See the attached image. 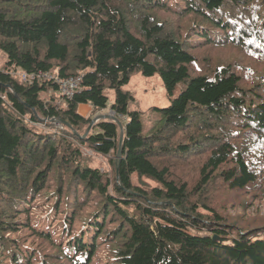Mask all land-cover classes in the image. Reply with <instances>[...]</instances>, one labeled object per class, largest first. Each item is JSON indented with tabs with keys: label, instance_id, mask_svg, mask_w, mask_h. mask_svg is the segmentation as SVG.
<instances>
[{
	"label": "trees",
	"instance_id": "16d2710c",
	"mask_svg": "<svg viewBox=\"0 0 264 264\" xmlns=\"http://www.w3.org/2000/svg\"><path fill=\"white\" fill-rule=\"evenodd\" d=\"M0 51V264H264V0H0Z\"/></svg>",
	"mask_w": 264,
	"mask_h": 264
},
{
	"label": "rangeland",
	"instance_id": "374dc122",
	"mask_svg": "<svg viewBox=\"0 0 264 264\" xmlns=\"http://www.w3.org/2000/svg\"><path fill=\"white\" fill-rule=\"evenodd\" d=\"M207 49H208L207 52L212 53L216 61H221L222 59H227L230 56L239 54L238 49L235 47H231V46L212 47V48H207ZM5 59H6L5 54L2 51H0V68L3 67ZM247 61H251V60L247 58ZM124 88L127 90H130L133 93L134 98L131 102L132 103L131 107L143 112L144 120L145 122H147V126L151 124L150 122H148V119H146V117L149 114V108L154 107V106L163 107L169 103V97L166 93V90L164 89V86L158 74H155L152 76H144L141 73L136 72L131 75L128 83L124 85ZM51 95H52L51 91L44 94L46 98H49ZM108 98H109L108 99L109 103H111L113 101V94L109 93ZM99 114L114 115L113 112L109 109V107H107L101 111L92 113L91 114L92 119ZM119 121L122 126L121 119ZM52 123L55 124L54 126L56 127L60 126V124L57 125L55 122H52ZM37 126L41 127L40 125H37ZM119 131H120V127H119ZM81 151L86 156H91V158L93 159V165H95L101 170H104V169L109 170V163L106 158H103L101 155H98L90 151L89 149H82ZM226 209L228 210V212L230 211L233 212V210H235L233 207L232 208L227 207ZM35 211L39 213V210L35 209ZM245 212L246 214H249L251 216H254L257 214L264 215V201L258 202V203L255 202L253 206H251L250 208L247 207L246 210L244 209L240 213L244 215Z\"/></svg>",
	"mask_w": 264,
	"mask_h": 264
},
{
	"label": "built area",
	"instance_id": "2783aa9c",
	"mask_svg": "<svg viewBox=\"0 0 264 264\" xmlns=\"http://www.w3.org/2000/svg\"><path fill=\"white\" fill-rule=\"evenodd\" d=\"M20 77L23 80H30L33 79L35 76L33 74H26L24 72L18 71ZM45 79H50L57 83L59 86V92L62 95V98H71L73 94L79 89L80 84V77H68V78H59L56 74L52 73H45L42 75Z\"/></svg>",
	"mask_w": 264,
	"mask_h": 264
},
{
	"label": "water",
	"instance_id": "95a60500",
	"mask_svg": "<svg viewBox=\"0 0 264 264\" xmlns=\"http://www.w3.org/2000/svg\"><path fill=\"white\" fill-rule=\"evenodd\" d=\"M98 120H110L115 122L116 124L119 125L120 127V134H119V147H118V152H117V160H116V168H117V163H118V157L121 154V148H122V140H123V128L120 124V121L117 117H115L114 115H104V114H99L96 117H94L92 119V121L90 122V124L87 126L85 132L83 133L82 136H86L87 133L90 131L92 125L97 122ZM52 122H55L57 125L58 124H65L64 121L60 120V119H52Z\"/></svg>",
	"mask_w": 264,
	"mask_h": 264
},
{
	"label": "crops",
	"instance_id": "0c3cea01",
	"mask_svg": "<svg viewBox=\"0 0 264 264\" xmlns=\"http://www.w3.org/2000/svg\"><path fill=\"white\" fill-rule=\"evenodd\" d=\"M90 109L91 107L88 104H80L78 107L79 113H81L82 115H87Z\"/></svg>",
	"mask_w": 264,
	"mask_h": 264
},
{
	"label": "bare ground",
	"instance_id": "6f19581e",
	"mask_svg": "<svg viewBox=\"0 0 264 264\" xmlns=\"http://www.w3.org/2000/svg\"><path fill=\"white\" fill-rule=\"evenodd\" d=\"M74 231V230H73ZM12 232V231H11ZM16 232V231H15Z\"/></svg>",
	"mask_w": 264,
	"mask_h": 264
}]
</instances>
